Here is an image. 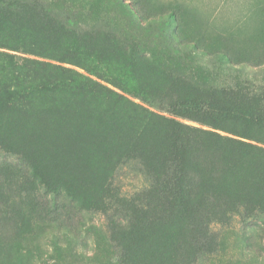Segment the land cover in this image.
Here are the masks:
<instances>
[{
  "label": "trees",
  "instance_id": "1",
  "mask_svg": "<svg viewBox=\"0 0 264 264\" xmlns=\"http://www.w3.org/2000/svg\"><path fill=\"white\" fill-rule=\"evenodd\" d=\"M66 8L0 0V149L48 192L102 212L116 264H195L216 250L212 224H264V86H225L202 65L188 76L199 51L146 55ZM132 160L149 183L123 200V222L111 177Z\"/></svg>",
  "mask_w": 264,
  "mask_h": 264
},
{
  "label": "rangeland",
  "instance_id": "2",
  "mask_svg": "<svg viewBox=\"0 0 264 264\" xmlns=\"http://www.w3.org/2000/svg\"><path fill=\"white\" fill-rule=\"evenodd\" d=\"M52 1L74 10L85 28L112 30L125 45L138 42L146 55L174 46L183 53L199 51L184 60L188 76L198 75L202 65L214 69L210 79L225 86L243 82L255 91L264 86V0ZM216 52L227 54L234 67L219 70L224 65ZM148 183L133 160L115 169L108 204L117 220L126 221L123 200L134 198ZM211 229L216 250L195 264H264V224L259 220L242 223L235 216L228 225L212 224ZM117 255L102 212L83 208L64 191L48 192L25 161L0 149V264H116Z\"/></svg>",
  "mask_w": 264,
  "mask_h": 264
}]
</instances>
